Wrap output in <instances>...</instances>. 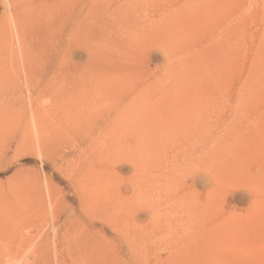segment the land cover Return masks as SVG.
Segmentation results:
<instances>
[{
	"label": "rangeland",
	"instance_id": "1",
	"mask_svg": "<svg viewBox=\"0 0 264 264\" xmlns=\"http://www.w3.org/2000/svg\"><path fill=\"white\" fill-rule=\"evenodd\" d=\"M263 81L264 0H0V264H264Z\"/></svg>",
	"mask_w": 264,
	"mask_h": 264
},
{
	"label": "bare ground",
	"instance_id": "2",
	"mask_svg": "<svg viewBox=\"0 0 264 264\" xmlns=\"http://www.w3.org/2000/svg\"><path fill=\"white\" fill-rule=\"evenodd\" d=\"M247 6V5H246ZM239 10V9H238ZM245 16V15H244ZM239 18V17H238ZM262 19V18H261ZM260 19V20H261ZM242 20V19H241ZM244 21V20H243ZM261 22V21H260ZM263 23V22H262ZM235 25V24H234ZM237 25V23H236ZM240 26V25H239ZM244 30V29H243ZM242 30V31H243ZM234 33V32H233ZM262 38V37H261ZM249 39V38H248ZM262 40V39H261ZM261 43V42H260ZM260 46V45H259ZM252 47V46H251ZM246 48V47H245ZM245 51V50H244ZM259 51V50H258ZM256 51V52H258ZM259 53H262V52H259ZM245 54V52H244ZM256 54V53H255ZM262 55V54H261ZM260 55V56H261ZM255 57V56H253ZM258 57V55L256 56ZM261 59V58H260ZM254 61V60H253ZM243 62V61H242ZM258 62V61H257ZM253 63V62H252ZM256 64V63H255ZM234 65V64H233ZM261 65V64H260ZM260 65H254V66H250V69H248L246 75L243 77L242 79V83H241V89H240V94L242 96H246V100L249 99L248 96H252L250 98H253V96H256L257 94L261 93L259 92L260 89L262 88H259V83L257 81L260 73L262 72V67ZM263 65V63H262ZM243 69V68H242ZM236 75V74H235ZM262 80V79H261ZM264 82V81H263ZM262 82V83H263ZM263 85V84H262ZM264 91V90H263ZM262 95V94H261ZM241 96V98H242ZM259 96V95H258ZM255 98V97H254ZM258 98V97H257ZM243 99V98H242ZM250 101V100H249ZM47 188V187H46ZM9 195L6 197L5 201L3 202V204H1L2 202V199H0V206L2 207H6L11 209V211L9 212L8 214V221L7 223H5L4 227L2 229H0V237L3 238V242L5 243L4 239L5 240H17V243L16 244H20L23 245L25 244V241H26V238H29V237H24L23 234H25L24 232V229H27L26 228V224H27V221H28V217H27V213L30 212L29 209H28V204L26 203V198L24 196L26 195H22L20 194V192H12L11 194L8 193ZM49 194V193H48ZM37 195V194H36ZM35 195V196H36ZM1 196V195H0ZM38 196V195H37ZM1 198V197H0ZM40 199V198H39ZM49 201V200H48ZM50 201H51V198H50ZM50 207V205H49ZM35 208V207H34ZM53 208V207H51ZM45 210V209H44ZM50 210V209H49ZM32 211V210H31ZM53 211V210H52ZM36 212V211H35ZM42 212V211H40ZM50 212V211H49ZM34 213V211H33ZM32 212H30V217L32 216L33 214ZM37 213V212H36ZM35 213V214H36ZM51 213V212H50ZM4 214V213H3ZM55 214V212L53 213V215ZM29 216V215H28ZM35 216V215H34ZM37 216V214H36ZM44 216H45V213H44ZM43 216V217H44ZM38 217L35 218V220L37 219ZM6 220V218H5ZM31 221V218L29 219ZM40 221V220H39ZM43 222V221H42ZM3 223V222H2ZM33 224V223H32ZM53 228V227H52ZM35 229V228H33ZM36 230V229H35ZM24 231V232H23ZM23 232V233H22ZM27 233V232H26ZM49 233V232H48ZM46 234V233H45ZM53 234V233H52ZM87 234V233H86ZM27 235V234H26ZM43 235V234H42ZM48 235V234H47ZM54 235V234H53ZM46 235H44L45 237ZM31 237V236H30ZM54 237V236H53ZM79 237V236H78ZM83 237V236H82ZM16 238V239H15ZM45 238H48V237H45ZM88 238V237H87ZM44 239V238H43ZM78 239V238H77ZM83 239V238H82ZM35 240V239H34ZM55 240V239H54ZM89 240H91L89 238ZM88 239H84L82 241H80L81 245H82V250L81 252L78 251L79 254H76L75 253V256L74 258H71L70 257V254L68 255L69 257L68 258H71V262H73L72 264H91V260L90 258L91 257V248L94 247L93 245H91V243L93 242H89ZM47 242H43L42 240L39 241L38 243L41 242V244L39 245H36L37 247H35L33 249L34 253H36V258H37V261L40 262V264H51V262H54L55 264L58 263V255L61 256L58 252L60 251H57V247H55V245L53 244V246H51V244H49V240L46 239ZM79 241V240H78ZM1 242V241H0ZM8 242V241H7ZM13 242V241H12ZM27 242V241H26ZM102 242V240H101ZM9 243V242H8ZM15 243V242H14ZM75 243V242H74ZM78 243V242H77ZM78 243V244H80ZM73 244V243H72ZM77 244V245H78ZM1 245V244H0ZM2 245H5L2 243ZM15 245V244H14ZM60 245V244H59ZM80 245V246H81ZM92 247H91V246ZM6 246V245H5ZM5 246H2L1 248L5 247ZM76 246V245H75ZM74 246V247H75ZM11 247V246H10ZM18 247V245L16 246ZM27 247V246H26ZM78 247V246H77ZM8 248V246L6 247ZM5 248V249H6ZM19 248H22V247H19ZM68 248V247H67ZM80 248V247H79ZM72 250V247L70 248ZM2 250V249H0ZM17 250V248H16ZM19 250V249H18ZM3 251L5 252L6 250H4L3 248ZM31 251V250H30ZM70 251V250H69ZM77 251V250H76ZM7 252V251H6ZM61 252V251H60ZM11 253V252H9ZM33 253V252H32ZM33 253V254H34ZM67 253V252H66ZM70 253L72 254V252L70 251ZM31 254V256L33 255ZM53 254V255H52ZM74 254V253H73ZM72 254V255H73ZM63 255V254H62ZM67 255V254H66ZM1 256V254H0ZM1 258V257H0ZM35 258V259H36ZM25 260V259H24ZM32 260V259H31ZM34 260V259H33ZM32 260V261H33ZM70 260V259H69ZM93 260V259H92ZM7 261V260H6ZM10 261V260H9ZM36 261V260H35ZM35 261H34V264H35ZM66 261V260H64ZM5 262V261H4ZM61 261H59L60 263ZM71 262H68V263H71ZM2 263V262H1ZM20 263V261H19ZM58 263V264H59ZM64 263V262H63ZM5 264V263H4ZM25 264V263H24ZM33 264V263H32ZM39 264V263H38ZM61 264V263H60ZM67 264V263H66ZM96 264V263H95Z\"/></svg>",
	"mask_w": 264,
	"mask_h": 264
}]
</instances>
